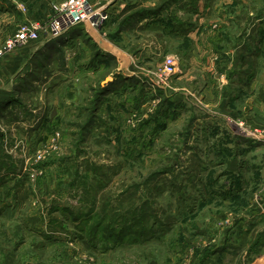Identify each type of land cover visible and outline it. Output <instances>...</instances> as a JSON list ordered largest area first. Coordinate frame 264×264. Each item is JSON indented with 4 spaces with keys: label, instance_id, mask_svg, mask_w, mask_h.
I'll list each match as a JSON object with an SVG mask.
<instances>
[{
    "label": "rangeland",
    "instance_id": "1",
    "mask_svg": "<svg viewBox=\"0 0 264 264\" xmlns=\"http://www.w3.org/2000/svg\"><path fill=\"white\" fill-rule=\"evenodd\" d=\"M56 1L0 0V49ZM100 5L0 55V264H264V0Z\"/></svg>",
    "mask_w": 264,
    "mask_h": 264
},
{
    "label": "built area",
    "instance_id": "2",
    "mask_svg": "<svg viewBox=\"0 0 264 264\" xmlns=\"http://www.w3.org/2000/svg\"><path fill=\"white\" fill-rule=\"evenodd\" d=\"M104 0H57L50 5L44 18L39 22L21 24L12 39L5 42L0 55L4 50H10L16 45L28 41L43 38L46 40L63 35L70 29L82 26L87 29L98 28L106 18L104 6L100 4ZM167 74L173 73L172 60L167 59L164 63ZM264 137V129L255 130Z\"/></svg>",
    "mask_w": 264,
    "mask_h": 264
},
{
    "label": "trees",
    "instance_id": "3",
    "mask_svg": "<svg viewBox=\"0 0 264 264\" xmlns=\"http://www.w3.org/2000/svg\"><path fill=\"white\" fill-rule=\"evenodd\" d=\"M78 27L83 28L82 26H77L75 28L70 29L65 34H68V33L72 32L73 30L78 29ZM65 34H63V35H65ZM58 37H62V36L60 35V36H57L55 38H58ZM55 38H52V39H55ZM230 77H232V76H230ZM138 211H139V207H136V206L135 207H129L126 210L125 215H123L122 221H121V219L119 220V218H121V215H119L118 213H117V215H115L116 216L115 219H117V221H120L119 222L120 224L116 225V228L120 227L119 230L117 231V236H116L117 238L123 239L126 235L130 234L132 232V228L135 225H138V227H139V229L137 231L138 234L141 233V235H142L143 233L148 231L147 230L148 229V225H147L148 221L147 220L151 216V214H148V215L146 214L143 216V214H138L139 213ZM108 214H110V213L108 212ZM108 219H109V222L98 221L97 224H95L94 226L106 224L105 229H109L110 230L109 235L112 236L113 235L112 232L116 231V229L114 228V226H111V224H110L111 223L110 222L111 217ZM94 226L92 225L90 228L94 229ZM94 230L97 233V230L96 229H94ZM91 233H94V232H91ZM122 239H118V242Z\"/></svg>",
    "mask_w": 264,
    "mask_h": 264
},
{
    "label": "crops",
    "instance_id": "4",
    "mask_svg": "<svg viewBox=\"0 0 264 264\" xmlns=\"http://www.w3.org/2000/svg\"><path fill=\"white\" fill-rule=\"evenodd\" d=\"M44 18V17H43ZM42 18V19H43ZM205 68H207V69H209V70H212V71H214V75H216L217 77L218 76H220L225 82L221 85V87H224V86H227V85H229L228 84V82H227V79H228V77H229V75H228V70L229 69H221V71H220V69L218 68V66L216 65V66H213V65H211V66H205ZM230 74V73H229ZM231 76V75H230ZM216 77V78H217ZM207 84V83H206ZM205 86H207V85H205ZM4 88H6V87H4ZM4 88H1V86H0V91H2V89H4ZM204 89H205V91H206V87H204ZM230 100H225L226 101V104H225V108H223V109H229V111L232 109L231 107H230V104L233 102V100L231 99V98H229ZM224 100L223 101H217L216 103L218 104L217 105V107L218 106H223L224 105V102H225ZM206 102V101H205ZM248 107V110H251L252 109V111H253V113H255V111L257 112V108H256V103L255 102H253V100L251 101H249V102H247L246 103V105L244 106V110L246 109ZM254 117H255V119H256V116L254 115ZM260 117V116H259ZM260 121V120H259ZM259 121H258V123H259ZM256 122V121H255Z\"/></svg>",
    "mask_w": 264,
    "mask_h": 264
}]
</instances>
